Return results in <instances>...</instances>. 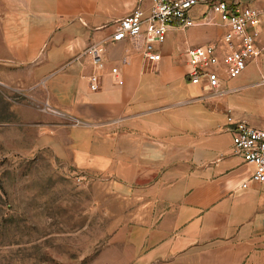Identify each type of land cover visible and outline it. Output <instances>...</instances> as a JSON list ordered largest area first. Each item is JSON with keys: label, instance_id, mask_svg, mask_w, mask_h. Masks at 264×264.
Masks as SVG:
<instances>
[{"label": "crops", "instance_id": "crops-1", "mask_svg": "<svg viewBox=\"0 0 264 264\" xmlns=\"http://www.w3.org/2000/svg\"><path fill=\"white\" fill-rule=\"evenodd\" d=\"M177 28L157 45V61L122 40L105 43L101 69L86 56L51 73L44 84L56 114L53 134L41 142L78 167L126 174L133 264H264V181L250 178L253 167L233 149L227 121L264 123V87L246 86L264 70L249 67L224 82L235 90L222 93L191 84L185 49L203 42L186 37L176 56ZM110 33L96 32L92 41ZM95 72L99 87L91 90Z\"/></svg>", "mask_w": 264, "mask_h": 264}, {"label": "rangeland", "instance_id": "rangeland-1", "mask_svg": "<svg viewBox=\"0 0 264 264\" xmlns=\"http://www.w3.org/2000/svg\"><path fill=\"white\" fill-rule=\"evenodd\" d=\"M137 1L0 0V264H133L126 174L78 167L40 137L53 134L56 114L45 79L88 56L94 34L112 31ZM239 1L264 7V0ZM217 22L204 10L195 25L177 28L176 56L184 43L217 42ZM249 67L264 70V50L243 73ZM257 84L264 87V71L246 86Z\"/></svg>", "mask_w": 264, "mask_h": 264}, {"label": "built area", "instance_id": "built-area-1", "mask_svg": "<svg viewBox=\"0 0 264 264\" xmlns=\"http://www.w3.org/2000/svg\"><path fill=\"white\" fill-rule=\"evenodd\" d=\"M146 1V4H144ZM201 11L193 14L194 9ZM210 10L223 27L217 42H203L186 47L188 81L201 85L209 92H221L223 83L241 74L248 61L258 57L264 49V7L246 5L239 0H138L124 15L115 20V28L107 39L93 42L87 55L96 68L104 66V45L126 40L139 48L145 59L157 61L161 54L157 45L162 43L171 27L195 25V18ZM117 75L118 67H110ZM101 74L88 76L91 90L99 87ZM232 133V147L243 160L253 167L250 178L264 181V123L253 126L241 119L227 116Z\"/></svg>", "mask_w": 264, "mask_h": 264}]
</instances>
